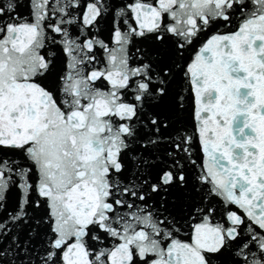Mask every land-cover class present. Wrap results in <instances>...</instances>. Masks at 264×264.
<instances>
[{
	"label": "snow or ice",
	"instance_id": "obj_1",
	"mask_svg": "<svg viewBox=\"0 0 264 264\" xmlns=\"http://www.w3.org/2000/svg\"><path fill=\"white\" fill-rule=\"evenodd\" d=\"M0 264H264V0H0Z\"/></svg>",
	"mask_w": 264,
	"mask_h": 264
}]
</instances>
